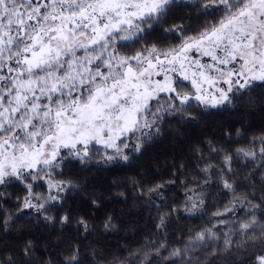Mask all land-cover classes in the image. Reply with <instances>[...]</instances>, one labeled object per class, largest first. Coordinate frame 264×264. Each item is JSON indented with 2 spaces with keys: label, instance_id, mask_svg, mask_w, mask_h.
Listing matches in <instances>:
<instances>
[{
  "label": "snow or ice",
  "instance_id": "6c2138e0",
  "mask_svg": "<svg viewBox=\"0 0 264 264\" xmlns=\"http://www.w3.org/2000/svg\"><path fill=\"white\" fill-rule=\"evenodd\" d=\"M223 112L264 113V0H0V264H264V128L197 147L203 184L181 181L182 202H167L176 180L131 179L156 210L136 246L41 247L42 229L96 230L111 189L89 192L94 170L129 169L165 125ZM110 207L108 234L123 224ZM187 220L204 223L185 238Z\"/></svg>",
  "mask_w": 264,
  "mask_h": 264
},
{
  "label": "trees",
  "instance_id": "16d2710c",
  "mask_svg": "<svg viewBox=\"0 0 264 264\" xmlns=\"http://www.w3.org/2000/svg\"><path fill=\"white\" fill-rule=\"evenodd\" d=\"M173 43L174 41H168ZM243 126L246 136L236 137L235 130ZM264 128V113H232L223 112L217 116L212 122H205L198 127L195 125H188L184 123L177 124L176 121L165 125V135L151 150L144 155L143 158L134 163L129 169L114 170L112 172L96 173L94 170L86 179L95 181L89 188V192H109L104 204L101 205V211L90 212V215L95 217L90 221L91 226L96 229L89 235L88 239L81 240L84 236L83 232L76 233L75 223L68 226L67 230L61 232L59 226L55 233H51L50 230H43L45 240L41 241L42 249L47 246L51 251L55 252V245L60 246V250H64L70 245L81 244L85 253L91 250L93 245L98 244L100 248L105 250V254L111 252L116 253L117 246H136V242L143 239L145 232H151V226L149 224L150 216L156 215L154 208L149 209L143 203L134 202L132 199V185L131 179L142 180L145 185L152 184L161 181L176 180L175 185H169L164 191L166 192L167 202L172 201L182 202L184 199V193L186 189L181 186V181H191L193 177H196L201 184H203L202 176L198 175V160L197 152L195 149L199 147L207 158L209 156L207 141L211 140L217 146H220L226 139V133L231 132L232 141H239L243 144L245 139L249 138L253 132H259ZM171 132V134H169ZM228 147L227 144H224ZM219 161L214 157L212 163H218ZM174 165V167H173ZM184 166L185 171H179L181 166ZM204 165H200L203 167ZM138 169V172H137ZM75 171L71 166L65 169L66 173L69 171ZM178 177V179H177ZM114 183L119 184L120 187L113 186ZM189 188H193L194 185L189 183ZM40 189H38L39 191ZM11 191V189H10ZM212 197L209 198L210 203L213 200H223L226 202V198L217 197L216 190L212 189ZM125 192L128 195V199L118 197L116 193ZM85 199L89 198L88 193H82ZM71 203V202H70ZM159 203V201H157ZM79 204V199H78ZM111 205L108 208L109 212H114L118 217L117 223L123 221V224L118 232L104 233L102 228V222L104 218L103 209L107 205ZM6 208H10V205H5ZM167 210V209H165ZM212 209L210 208V211ZM203 221L192 220L184 222L183 227L179 230V234L186 238L189 228L197 227ZM138 233V235H137ZM12 241H8L11 243ZM170 243L175 241L170 238Z\"/></svg>",
  "mask_w": 264,
  "mask_h": 264
}]
</instances>
